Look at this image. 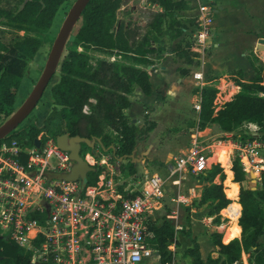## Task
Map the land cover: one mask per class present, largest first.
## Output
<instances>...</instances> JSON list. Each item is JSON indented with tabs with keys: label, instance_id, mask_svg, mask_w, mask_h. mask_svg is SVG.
<instances>
[{
	"label": "trees",
	"instance_id": "1",
	"mask_svg": "<svg viewBox=\"0 0 264 264\" xmlns=\"http://www.w3.org/2000/svg\"><path fill=\"white\" fill-rule=\"evenodd\" d=\"M65 1L24 0L16 11L0 9V21L3 19L9 28L25 33L12 44H6L0 39V115L9 117L14 113V100L26 65L42 44L39 36L52 27L57 11ZM149 1L160 6L162 12L147 11L148 20L142 32L137 25L116 22V11L123 0H90L81 14L80 26L72 39V48L67 50L60 64L59 81L50 89L53 106L42 127L38 126L33 116L24 127L14 130L1 140L0 146L14 137L12 139L20 141L23 147L30 148L35 139L43 143L47 139L55 140L57 136L67 134L69 137L100 139L102 153L112 146L116 157H129L137 141L145 138L153 123L149 122L148 126L142 128L130 123L123 113L130 106L128 97L134 86L139 87L145 95L152 93L149 76L140 67L151 65L150 58L161 53V49L154 48L151 42H158L166 22L171 23L170 29L176 25L174 37L180 34L181 28L175 17L178 12L187 9L184 0ZM77 46L120 61L95 58L91 64L89 56L76 50ZM240 89L230 101L215 111L213 103L216 89L201 88L198 129L215 125L222 132H231L243 123H252L261 128L259 138L264 140V71L248 84H240ZM52 122H56L53 129L50 127ZM83 148L91 150L83 145L81 152ZM26 158L23 155L22 161L25 162ZM98 172L96 168L87 173L88 185L96 180ZM127 173H135L130 162L127 164ZM259 177V188L251 190L244 187L242 182L245 180V172L236 159L232 162L231 172L226 170V179L218 165H213L202 177L207 185L202 190L199 205L205 206L211 215L218 214L230 203L227 185H240L235 205L230 207L228 216L239 233L241 231V237L231 240L224 233L226 244H223L218 234H212V243L219 249L220 257H208L205 261L201 258L199 244L191 238L190 232L181 231L192 244L184 251L191 259L190 264H234L239 261L242 253L249 251L252 252L250 263L264 264V244L259 243V238L264 234V210L261 207V203H264V170ZM224 179L227 197L224 194ZM235 208L239 209V218L233 213ZM237 218L240 227L235 223ZM151 230L154 235L152 242L160 255V264L172 263V253L168 247L171 243L177 245L176 230L167 222L153 226ZM16 248L20 257L30 260L28 253Z\"/></svg>",
	"mask_w": 264,
	"mask_h": 264
},
{
	"label": "built area",
	"instance_id": "2",
	"mask_svg": "<svg viewBox=\"0 0 264 264\" xmlns=\"http://www.w3.org/2000/svg\"><path fill=\"white\" fill-rule=\"evenodd\" d=\"M138 1L146 6V12L162 11L149 0ZM184 2L194 14L192 26L185 28L183 35L187 36L188 50L202 68L210 48L215 6L212 0ZM137 26L144 32L145 20L144 25ZM193 78L200 87L208 85L219 92L214 109L219 96L223 101L221 107L231 100L224 96L225 81L207 84L203 81L202 70L195 72ZM193 109L199 112L200 99L193 104ZM247 125L251 129V139L239 144L195 134L189 146L165 164L164 177L144 175L137 181L120 169L119 159L111 164L105 155L97 158L94 151H87L81 155L82 159L99 172L96 180L84 187L79 180L54 177L67 174L73 161L68 152L56 147L53 139L43 143L35 139L40 142L39 146L34 140L30 148L23 147L17 139L3 143L0 146V235L28 253L31 264L159 262L151 228L161 224L166 180L179 184L189 177L205 176L213 165L223 169L232 164L233 153L225 150L226 144L238 151L236 158L244 172L250 167L260 168L264 165V140L259 138L257 125ZM112 149L115 152V148ZM222 154L225 163L220 158ZM23 155L27 157L25 162ZM176 201H180L178 196ZM231 202L220 211L222 223L218 229L224 227V220L230 221Z\"/></svg>",
	"mask_w": 264,
	"mask_h": 264
},
{
	"label": "crops",
	"instance_id": "3",
	"mask_svg": "<svg viewBox=\"0 0 264 264\" xmlns=\"http://www.w3.org/2000/svg\"><path fill=\"white\" fill-rule=\"evenodd\" d=\"M212 1L215 6L214 23L209 36L210 48L202 68H200L194 55L188 50L187 36L183 35V30L192 26L193 23L194 13L189 12L188 9L178 12L186 17H184V21H178V27L181 28L180 34L174 37L176 29L174 31H171V29L165 30L163 35L159 37L158 42H151L154 48L161 49V53L158 54L157 57L154 56L150 58L152 62L151 65L140 67L149 76L152 93L150 95H145L139 87L134 86L128 97L130 106L123 111L130 123L139 128L148 126L149 122L153 123L152 129L148 131L145 138L137 141L132 154L129 157H124L128 162L133 164L135 173L130 175L136 177V179L139 175L141 178L144 175L154 174L160 175L161 177L166 176L165 164L175 155L174 153H166L165 159L162 162V171L160 173L158 170H155L152 165H149L144 156L149 158L150 155L156 154L158 157H163L164 154L161 150L155 151L153 139H155L161 130L165 131L164 122L167 119L176 116V113L187 111V107L190 104L189 99L191 91H194L195 93L191 103L192 109L193 104L200 99L199 91L203 87H200L198 82L194 80L193 74L195 72L202 70L204 75V66L209 64L217 75L222 74V68L224 65H227L228 67L231 66L229 69L242 70L246 73L250 69V65L247 58L248 54L244 51L245 48L249 49L252 45H254V55L258 58H256L258 61L257 63L264 66V35L261 34L264 32V0ZM167 44H176V46L175 48L173 46L169 48ZM187 58H192V60L198 65V69L191 73V77L187 76L182 70L184 67L183 62L186 61ZM209 61L211 63H209ZM55 78L56 75L53 79ZM223 79V77H218V81L221 80L224 82L225 80ZM205 87L209 86L205 85ZM233 88L236 90L239 89V87ZM48 89L49 88L45 90V93L49 91ZM218 93L219 92L216 90V94ZM47 94V103L51 106L52 99L50 91ZM224 96L230 98L231 93L227 90ZM182 100L183 103L180 102ZM40 111L41 110L38 109L35 112L40 113ZM49 112L50 109L47 108L40 117L38 115L35 116L38 126L42 125ZM193 113L197 115V111H194ZM206 130L209 131L210 129L205 127L204 129L199 130L196 124L195 130L190 134L188 140L189 143L191 137L195 134L198 136H210L209 132H205ZM145 145L146 149L141 150L140 157H137V150ZM229 145L230 144H226L225 147H228ZM160 164L161 162L159 165ZM231 166L232 164L229 163L225 171L229 170L231 172ZM136 168L140 169L141 174H138L139 172ZM189 178H186L179 184H176L171 179L166 180L164 186L165 198L163 201V207L160 211L161 224L159 226L165 222L173 226L176 230L175 240L178 235L185 237L180 233L181 231H189L191 238L195 239L199 244L201 258L205 260L209 253L212 255L211 252L216 247L212 243L211 235L213 233H219L218 230H213L214 228L218 229V226L212 223L213 215L209 214L208 209L205 206L199 205V199L201 196V190L199 189H202V185L190 181ZM216 180H218V177L215 178V182ZM227 187L228 196L233 202V205H235L234 200L239 193V184L229 183ZM177 196L179 197V202L176 201ZM239 216L240 213L238 218ZM238 218L235 221L237 226H239ZM229 225L230 226L225 229L224 233H229L227 230H238L232 220ZM239 234L238 230V235ZM237 236L229 239L232 240ZM173 245H175V243H173ZM156 263L159 264L158 261L154 260L153 264Z\"/></svg>",
	"mask_w": 264,
	"mask_h": 264
},
{
	"label": "rangeland",
	"instance_id": "4",
	"mask_svg": "<svg viewBox=\"0 0 264 264\" xmlns=\"http://www.w3.org/2000/svg\"><path fill=\"white\" fill-rule=\"evenodd\" d=\"M23 1L24 0H0V9L5 10V11H16L22 5ZM74 1L75 0L65 1L58 9L57 14L53 20L52 27L49 29V31L47 33H44V34L39 36L42 44H41L40 49L38 50V52L34 56V58L31 61H28L27 65H26L25 74L21 80L19 89H18L16 96H15L14 112L24 102V100L26 99V97L28 96L30 91L32 90L33 86L37 82L38 78L40 77L41 72L45 66L46 61H47L51 46L53 44V41H54L57 33L59 32V30L62 26V23H63L66 15H67V13L69 12L70 8L72 7ZM148 8L151 9L152 7H148ZM155 10H158V9L155 8ZM184 17L185 16L177 13L176 20L179 22L184 21L186 18V17L185 18ZM144 20L147 23L148 17L146 15V6L143 3H140L138 0H123L122 5L116 11V22L117 23L122 22L124 24H129L131 26L138 25V24L144 25ZM3 22H4V20L1 19V21H0V39L2 40V42L6 43V44H12L14 41L20 39L22 36L25 35L24 32H18V31H15V30L9 28ZM170 25H171L170 22H168V23L166 22L163 25L162 30L163 31H165L167 29L170 30V28H169ZM79 26H80V22H78L76 24V26H75L72 34H71V37L69 38V40L66 44L64 56L66 55L67 50L72 48V39H73L76 31L78 30ZM175 27H176V25L171 26V31H174ZM263 30H264V27H263ZM261 34L264 35V32H262ZM167 46L169 48H171L172 46L175 48L176 44L175 45L167 44ZM76 50H78L79 52L86 53L89 56V58L91 59V64H93V59H95V58L110 59L108 56H104L99 52L93 51L92 49L84 50L83 48L77 46ZM253 50H254V45H252V47L249 49L245 48V51H244L248 54L247 58L249 60V65H250V69L246 73L243 72L242 70L229 69V68H231V66L228 67L227 65H224L222 68V74L217 75V73H214L212 67L209 64H206L204 66L205 68H204L203 81L207 84H215L218 82V77H223L224 78L223 80H225V82H226V84L223 86V89L225 90V92H227V90H228L231 93L230 97L232 99L234 95H236L239 91H241L240 84H242V83L248 84L250 81L254 80L255 77H257L259 74L261 75V73L264 71V66L261 65L260 63H257L258 58L255 57ZM113 60H114L113 62L120 61V59H116V58H113ZM210 61H211V59H210ZM210 61H209V63H211ZM183 64H184V67L182 68V70L184 71V73H186L187 76L191 77V73L193 71H195L196 69H198V65L192 60V58H187L186 61L183 62ZM58 72L59 71H57L56 72L57 74H55L56 78L53 79V81H51V83L48 86L49 91H50L51 87L59 81ZM233 87H239V89L236 90ZM49 91H47V93ZM45 92H44L41 100L38 102L37 106L34 109L35 111H37L38 109L41 110L40 113L35 112L33 110L35 113L32 111V113L29 115V117L21 125H19L16 130L24 127L26 124V121L29 118H31L33 116H37V115L40 117L41 114H43L47 110V108H49L51 110L53 105L51 103V106H50L47 103L48 94ZM194 94H195L194 91H191V95H190V99H189L190 104L187 107V111H182L180 113H176V116H172L171 119H167L164 122L165 123V131L161 130L159 132V134L155 137V139H153L155 151L161 150L164 154L163 157H158V155H156V154L150 155L149 158H147V156H144L146 158V160L148 161L149 165L150 166L152 165L153 168L155 170H158L159 173L162 171V168H161L163 165L162 162L165 159L167 152H172L174 154H177L181 150H183L184 148L189 146L188 140L190 138V134L195 130V127L197 124L196 123L197 122V115L193 113L195 110H193L191 107V103H192V99L194 97ZM216 98H217V96L215 95L214 101H216ZM224 98L225 97H223V99ZM180 102L183 103V100ZM222 102H223L222 96H219L215 110L219 109V106ZM213 106H215V104H213ZM9 117H4L3 115H0V126ZM55 124H56V122H52L50 127L53 129ZM40 127H42V125ZM208 128L210 130L209 131L206 130L205 132L206 133L209 132L211 138L220 139L224 143H228V142H233L235 144L243 143L246 140L248 141L250 136H251L250 135L251 129L247 125V123H243L237 130H234L231 132H222L215 125L208 126ZM258 129H259L258 133H260L261 128L258 127ZM12 138H14V137L9 138V140L6 142H9ZM6 142H4V144ZM233 148L234 147H232V146H228L227 148H225V150H227V152H229V150H232L233 160H235V159L237 160L236 155H237L238 151L236 150V148H234V149ZM144 149H146V145L137 150L136 156L140 157V151L144 150ZM87 151H90V150L83 148L81 155H83ZM93 151H94L95 155L97 156V158H101L102 155H105L111 164H115L114 159H117V160L120 159V158L116 157L117 154H115V152H113L112 146L110 148H108L105 151V153H102L100 151L99 146H96ZM222 156H224V155H222ZM234 157H235V159H234ZM122 159H123L122 162H120V169L127 171L128 160H126V158H124V157ZM223 161H224L223 163H225V159H223ZM160 162H161V164L159 165ZM136 169L139 172L138 174H141L140 169H138V168H136ZM225 169H227V166L222 169V173L224 175V178L226 179ZM263 169H264V165H260V168L250 167L249 170L247 172H245V180H244V182H242V185L246 188L251 189V190L252 189L255 190L256 188H259L260 187V177L259 176H260V172ZM202 177L189 178L190 181L202 185V189H199V190H201V193H202L204 186L207 185L206 182H203ZM140 178H141L140 175L137 176V181L140 180ZM225 179L223 181V188L226 190L227 188L225 186ZM217 181L218 180H216V182ZM239 188H240V185H239ZM225 190H224V194H225ZM238 192H239V190H238ZM225 196H226V194H225ZM261 207L264 210V203H261ZM212 217H213L212 223L214 225H216V226L221 225L222 220L220 219L221 217H220L219 213L213 215ZM223 225H224L223 228H219V229L214 228L213 230H215V231L218 230V232H219L218 235L220 236V241L223 244H226V243H224V231L227 227L230 226L229 220H224ZM213 234H216V233H213ZM240 237H241V231H240V234L237 237L233 238L232 240L240 239ZM211 240H212V238H211ZM176 242H177V245H173V243H171L169 248H168V250L172 253V257H173L172 264H189L190 258L184 254V251L188 247L192 246V244L190 243V240H188L185 237L178 235V236H176ZM259 243L264 244V234L259 238ZM218 250L219 249L217 247H215L211 252L212 255H210V253H209L207 256L211 257L213 259L220 257ZM250 256H252L251 251H249L248 253H242L239 261L234 263V264H252V263H250V258H251ZM207 258L205 259V261L207 260ZM156 264H158V263H156ZM159 264H160V261H159Z\"/></svg>",
	"mask_w": 264,
	"mask_h": 264
},
{
	"label": "water",
	"instance_id": "5",
	"mask_svg": "<svg viewBox=\"0 0 264 264\" xmlns=\"http://www.w3.org/2000/svg\"><path fill=\"white\" fill-rule=\"evenodd\" d=\"M89 2L90 0L74 1L53 41L40 77L21 106L0 126V141L16 130L17 127L26 120L41 100L45 90L60 68L66 44ZM54 141L56 147L61 151L68 152L69 158L73 161V165L67 174L54 177L65 181L79 180L82 187H84L87 184V173L93 172L95 169L87 165L82 159L81 147L84 145L88 149L94 150L96 146L101 147L100 139L69 137L67 134H61L57 136ZM34 144L39 146L40 142L35 140ZM122 160L123 159L120 158L119 162Z\"/></svg>",
	"mask_w": 264,
	"mask_h": 264
},
{
	"label": "flooded vegetation",
	"instance_id": "6",
	"mask_svg": "<svg viewBox=\"0 0 264 264\" xmlns=\"http://www.w3.org/2000/svg\"><path fill=\"white\" fill-rule=\"evenodd\" d=\"M0 264H31L19 256L16 245L0 235Z\"/></svg>",
	"mask_w": 264,
	"mask_h": 264
},
{
	"label": "bare ground",
	"instance_id": "7",
	"mask_svg": "<svg viewBox=\"0 0 264 264\" xmlns=\"http://www.w3.org/2000/svg\"><path fill=\"white\" fill-rule=\"evenodd\" d=\"M223 155V154H222ZM221 155V159L223 160V159H225V157L224 156H222ZM224 157V158H223ZM224 162V161H223ZM235 188V187H234ZM233 205V202L231 203V205H230V207ZM230 207H229V209H228V211L230 210ZM233 213H234V215L235 216H238L239 215V209L238 208H235V209H233ZM229 223H231V220L229 221ZM229 233H226V238H232V237H234V236H237L238 235V230L237 229H234V230H232V231H230V230H227Z\"/></svg>",
	"mask_w": 264,
	"mask_h": 264
}]
</instances>
